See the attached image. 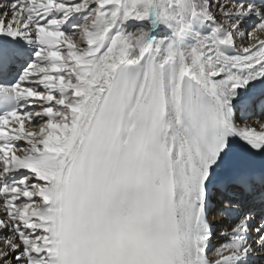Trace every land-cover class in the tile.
I'll return each mask as SVG.
<instances>
[{
    "label": "snow or ice",
    "instance_id": "6c2138e0",
    "mask_svg": "<svg viewBox=\"0 0 264 264\" xmlns=\"http://www.w3.org/2000/svg\"><path fill=\"white\" fill-rule=\"evenodd\" d=\"M262 36L264 0H0V264L264 260Z\"/></svg>",
    "mask_w": 264,
    "mask_h": 264
},
{
    "label": "bare ground",
    "instance_id": "6f19581e",
    "mask_svg": "<svg viewBox=\"0 0 264 264\" xmlns=\"http://www.w3.org/2000/svg\"><path fill=\"white\" fill-rule=\"evenodd\" d=\"M3 2L6 3V2H8V0H3ZM261 38H264V36H262ZM215 227H216L217 229H219V228L221 227V225L216 224ZM217 239H218V238H217ZM253 259H254V261H255V264H264V260H262V258H260L259 256L254 257Z\"/></svg>",
    "mask_w": 264,
    "mask_h": 264
}]
</instances>
